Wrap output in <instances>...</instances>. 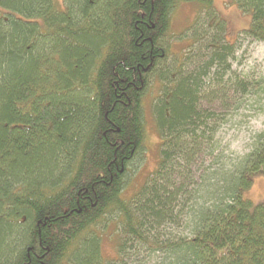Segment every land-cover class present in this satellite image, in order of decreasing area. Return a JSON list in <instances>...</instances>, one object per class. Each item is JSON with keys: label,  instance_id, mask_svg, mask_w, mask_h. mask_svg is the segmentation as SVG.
<instances>
[{"label": "trees", "instance_id": "16d2710c", "mask_svg": "<svg viewBox=\"0 0 264 264\" xmlns=\"http://www.w3.org/2000/svg\"><path fill=\"white\" fill-rule=\"evenodd\" d=\"M233 2L252 15L246 34L264 41V0ZM182 3L211 9L212 0H64L65 10L55 0H0V264H103L95 232L114 213L118 259L137 244L168 253L162 264H264V200L245 197L264 175V134L244 158L219 164L217 110L228 108L219 95L235 50L214 16L208 61L174 50ZM153 80L160 159L124 200ZM175 225L190 235L159 242Z\"/></svg>", "mask_w": 264, "mask_h": 264}, {"label": "rangeland", "instance_id": "374dc122", "mask_svg": "<svg viewBox=\"0 0 264 264\" xmlns=\"http://www.w3.org/2000/svg\"><path fill=\"white\" fill-rule=\"evenodd\" d=\"M55 4L60 10L66 8L64 0H55ZM210 8L196 3L179 4L172 13L170 38L174 50L187 53L186 58L189 55L190 59H194L189 62H195L197 66H200L203 61L209 60V57L205 56L208 52L206 44L216 33L215 29L209 27L208 22H216L210 16L220 18L224 24L225 38L233 44L235 51L228 60L231 70L222 81L226 82L230 76L233 80H230L229 85L226 86V95L224 92L219 95L226 98L225 103H228V108L217 110L219 115H223L224 122L222 121L223 124L215 137L219 147L214 155L222 158L219 164L232 166L252 152L257 138L264 134V41L256 40L246 34V30L251 25L252 15L241 10L233 0H212ZM197 17L201 19L196 28L187 30L190 26H194ZM204 32L209 33L208 37L199 41L193 48H188L193 39L203 36ZM174 42L177 43L174 44ZM174 58L171 56L167 66L176 64ZM196 65H193L191 69L196 68ZM158 94H160L159 81L153 80L143 99L146 124L145 144L141 154L136 157L125 175L126 182L122 192L124 200L133 199L159 163L162 138L153 111ZM208 103L212 106V102ZM215 156L211 163L213 167L218 165L215 164ZM198 183L200 184V181ZM245 197L255 204L264 200V175L255 176L253 186L245 192ZM104 223L96 228L97 233L95 232V235L100 237L103 264H162L167 257L168 253L164 251L150 250L146 246L137 244H133L128 251L130 247L128 244L123 260L118 259V245L121 239L119 214H111ZM157 235L159 242H168L169 239L174 242L178 239L177 237L190 235V230L175 225L165 230L161 228ZM74 261V258L68 259L65 264H75Z\"/></svg>", "mask_w": 264, "mask_h": 264}, {"label": "bare ground", "instance_id": "6f19581e", "mask_svg": "<svg viewBox=\"0 0 264 264\" xmlns=\"http://www.w3.org/2000/svg\"><path fill=\"white\" fill-rule=\"evenodd\" d=\"M59 7V6H58ZM3 15V14H2ZM47 31V30H46ZM45 32V31H44ZM145 144V143H144Z\"/></svg>", "mask_w": 264, "mask_h": 264}]
</instances>
